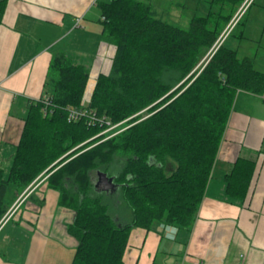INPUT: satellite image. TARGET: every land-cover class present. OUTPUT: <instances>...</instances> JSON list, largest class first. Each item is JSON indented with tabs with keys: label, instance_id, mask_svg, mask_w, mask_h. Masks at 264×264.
Returning <instances> with one entry per match:
<instances>
[{
	"label": "trees",
	"instance_id": "obj_1",
	"mask_svg": "<svg viewBox=\"0 0 264 264\" xmlns=\"http://www.w3.org/2000/svg\"><path fill=\"white\" fill-rule=\"evenodd\" d=\"M242 2L211 0L214 9L184 30L158 18L149 3L99 1L101 38L115 47L110 71L96 78L84 107L86 69L63 51L52 55L46 95L27 108L6 179L0 169V219L9 184L24 190L46 177L59 206L74 214L67 228L77 242L71 264H124L135 228L191 230L236 93L264 92V73L224 44L241 19L214 48ZM6 3L0 0V21ZM71 109L98 120L68 121ZM100 118L119 125L106 131ZM254 169L239 158L224 177L226 196L244 199ZM97 173L120 188L129 223L116 224L108 213Z\"/></svg>",
	"mask_w": 264,
	"mask_h": 264
},
{
	"label": "crops",
	"instance_id": "obj_2",
	"mask_svg": "<svg viewBox=\"0 0 264 264\" xmlns=\"http://www.w3.org/2000/svg\"><path fill=\"white\" fill-rule=\"evenodd\" d=\"M99 1L7 0L0 21L3 179L8 176L30 102L46 95L52 55L63 51L74 64L86 69L84 107L96 78L109 73L115 47L101 38ZM163 5L164 11L156 14L170 16V9L184 8L180 1L168 0ZM240 19L243 24L232 28L224 44L240 57L250 58L254 68L264 73V0H253ZM236 31L239 33L234 35ZM239 158L255 163L248 193L242 200L227 197L224 183ZM45 178L24 190L8 185L3 199L5 214L13 211L0 229V264L72 263L77 242L67 228L74 214L59 206V195L46 185ZM123 262L264 264V92L236 93L191 230L162 225L150 231L135 228L129 235Z\"/></svg>",
	"mask_w": 264,
	"mask_h": 264
},
{
	"label": "rangeland",
	"instance_id": "obj_3",
	"mask_svg": "<svg viewBox=\"0 0 264 264\" xmlns=\"http://www.w3.org/2000/svg\"><path fill=\"white\" fill-rule=\"evenodd\" d=\"M140 1L151 4L154 7L155 12L160 13L161 11H164L163 4H165L168 0H140ZM173 1H180L181 4H184V8L170 9V16L166 14L165 15L157 14V17L162 18L163 20L171 24H174L177 27L184 30L188 28L189 21L191 18L205 17L210 13L212 9H214L212 8V5L210 3L211 0H173ZM238 28H240V26ZM237 33H239V31H236V33L234 32V35H237ZM225 37H227L226 33L222 36L220 41L222 42L225 39ZM114 129L111 130V132L114 131ZM118 132H115L112 135H115ZM97 174L95 179L96 181L98 176ZM97 192L101 196L102 202L107 206L108 213L110 214V216L112 217V219L115 221L116 224L123 225L131 221L132 213L130 209L126 206L125 201L122 198L121 190L119 187H117L114 190L110 189L107 191L97 190Z\"/></svg>",
	"mask_w": 264,
	"mask_h": 264
},
{
	"label": "built area",
	"instance_id": "obj_4",
	"mask_svg": "<svg viewBox=\"0 0 264 264\" xmlns=\"http://www.w3.org/2000/svg\"><path fill=\"white\" fill-rule=\"evenodd\" d=\"M253 0H244L242 2V4L240 5V7L238 8L237 12L235 13V15L233 16V18L231 19V21L229 22L228 26L226 27V29L224 30V32L222 33V35L220 36V38L218 39V41L216 42L215 45V49L223 42L220 41V39L222 38V36L226 33V35L229 33V31L235 26V24L238 22V20L240 19V17L242 16V14L244 13V11L247 9V7L252 3ZM220 41V42H219ZM47 97V96H45ZM44 97V100L46 101V104L48 103L47 98ZM81 117H88V121L89 124L95 123L97 122V118L95 116L94 113L88 112L85 109H71L68 112V121H77L78 119H80ZM99 121L101 123H105L106 125L109 126V128L106 131L109 130H113L114 128H116L117 125H110V123L108 121H104V118H100ZM13 208L7 212L0 220V229L4 226V224L9 220L11 214H12Z\"/></svg>",
	"mask_w": 264,
	"mask_h": 264
},
{
	"label": "water",
	"instance_id": "obj_5",
	"mask_svg": "<svg viewBox=\"0 0 264 264\" xmlns=\"http://www.w3.org/2000/svg\"><path fill=\"white\" fill-rule=\"evenodd\" d=\"M98 178H97V182L95 184V187L97 190H112L113 187H114V184H113V179L112 178H109L107 177L105 174L103 173H98Z\"/></svg>",
	"mask_w": 264,
	"mask_h": 264
}]
</instances>
